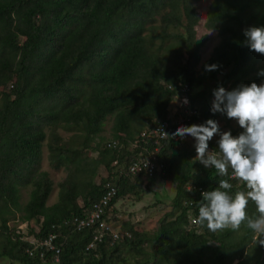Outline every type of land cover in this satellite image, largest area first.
<instances>
[{
    "label": "trees",
    "instance_id": "1",
    "mask_svg": "<svg viewBox=\"0 0 264 264\" xmlns=\"http://www.w3.org/2000/svg\"><path fill=\"white\" fill-rule=\"evenodd\" d=\"M199 1L0 0V258L54 264L51 253L42 258L38 250L32 256L26 253L32 248L28 236L42 239L53 233L58 264H125L130 259L132 264H264V247L255 244L246 224L238 231L214 233L206 224H187V204L196 199L186 186L215 190L221 177L195 159V143L171 137L177 127L170 124L169 135L160 141L153 177L127 172L132 161L153 149L149 143L132 150L129 143L169 119L167 107L175 91L168 85H188L201 125L217 115L227 117L211 112L218 87L232 91L264 81L258 75L264 70V55L245 46L243 35L246 28L264 27V0H211L204 26L216 32L219 42L200 68L212 85L194 90L202 85L196 66L206 42L205 36H195L194 4ZM211 64L218 69L206 71L205 65ZM107 118L111 135L103 141L99 135ZM58 129L74 134L62 143L52 133ZM243 131L231 134L238 137ZM112 142L115 148L109 146ZM208 143V150L219 151L217 141ZM43 146L49 164L66 171L50 207L45 204L51 181L46 173H37ZM82 149L94 152L95 158H86ZM98 167L106 178L94 184ZM156 177L174 187L170 209L156 230L135 231L125 222L121 229L127 236L118 235L116 241L104 237L86 251L94 230L74 231L66 223L81 218L109 184L115 195L103 221L115 229L111 224L119 222L117 200L148 192ZM29 185L21 207L19 188ZM226 191L234 197L241 190ZM246 211L258 215L252 202ZM15 213L22 223L35 222V228L30 225L25 234L10 228Z\"/></svg>",
    "mask_w": 264,
    "mask_h": 264
},
{
    "label": "clouds",
    "instance_id": "2",
    "mask_svg": "<svg viewBox=\"0 0 264 264\" xmlns=\"http://www.w3.org/2000/svg\"><path fill=\"white\" fill-rule=\"evenodd\" d=\"M243 35L245 46L264 55V27L246 28ZM218 67L205 65V70L211 72ZM258 75L264 76V70ZM213 96L211 112L236 120L244 131L233 137L230 131L221 132L217 121L209 119L201 125L180 126L171 134L173 139L194 138L195 159L205 168H214L221 177L215 190L201 193L199 215L194 222L206 224L213 233L225 229L238 231L246 224L255 234V244L264 247V83L240 85L232 91L218 87ZM184 103H188L187 99ZM216 135L220 137L219 151H209L208 142ZM230 179L242 181L247 190L230 196L226 191L232 188ZM249 202L255 204L258 215H248Z\"/></svg>",
    "mask_w": 264,
    "mask_h": 264
},
{
    "label": "rangeland",
    "instance_id": "3",
    "mask_svg": "<svg viewBox=\"0 0 264 264\" xmlns=\"http://www.w3.org/2000/svg\"><path fill=\"white\" fill-rule=\"evenodd\" d=\"M211 0H200L196 4H194V10L196 16L198 18L197 25L194 27L195 36L197 39L205 36L206 42L201 49L199 63L196 66L197 75L203 77L202 85L200 88L196 87L194 90L199 91L198 89H204V87H209L212 85L207 77L203 76V72L201 71L200 66L208 59L211 50L215 47L219 39L216 35V32L213 30H207L204 26L205 24V15L210 4ZM264 83L262 81L260 84ZM258 84V86L260 85ZM214 97L211 99V106ZM218 122L219 128L221 132L226 131H234L239 127L238 122L234 119H229L225 116L217 115L215 120ZM110 127H111V118H107L102 126V132L100 133V137L103 141L110 140ZM54 135H58L59 139L62 143L68 141L72 136L73 132H65L60 129L52 131ZM220 139L219 135L214 136L210 141L214 142ZM78 142V141H77ZM78 144L75 143L74 147L77 148ZM84 151V156L88 159L95 158V153L91 151ZM49 152L46 150L45 146L42 147L41 153V161L37 169V173L43 172L47 174V178L51 181V191L49 196L46 200V206L50 207L57 201V195L59 192L60 184H63L65 181L66 171L63 170L62 167L58 166V164L54 163L49 164L48 162ZM106 178V171L103 167H98L96 170V174L93 178L94 184H98L100 179ZM111 182V181H110ZM105 184V183H104ZM150 190L148 192L140 190L139 187L138 191L140 190V196H125L117 200L114 206L115 210V217L118 219V224H111L112 229L114 232L117 233L119 236L128 235L126 232L123 231L122 223H128L133 227L135 231H142L147 234H152L157 227L158 220L170 209V201L174 194V187L171 183L168 182H160L158 178L151 182ZM32 189L31 185L26 187L19 188V198L18 204L22 207L25 205L28 199V194ZM78 204L81 206L82 203L78 199ZM22 221L20 220V214L15 213L14 218L8 221V225L10 228H15L16 226L21 227L20 230L22 233H26L29 230V226L31 225L32 228H35L33 225L35 222L30 221V224L27 228H23L24 225H21ZM119 232V233H118ZM145 250H148L145 247ZM144 256V255H143ZM142 256L135 257L136 259L141 260ZM133 259H130L125 264H132ZM0 264H17L15 262H11L6 258H0Z\"/></svg>",
    "mask_w": 264,
    "mask_h": 264
},
{
    "label": "built area",
    "instance_id": "4",
    "mask_svg": "<svg viewBox=\"0 0 264 264\" xmlns=\"http://www.w3.org/2000/svg\"><path fill=\"white\" fill-rule=\"evenodd\" d=\"M167 89L175 91V96L167 107L169 119L157 124L153 128H147L143 130L129 143V146L132 150H135L141 146H148L149 143L153 144L152 151L147 152L141 159L132 161L127 166V172L132 176H141L145 179L153 177L155 172H157L158 167L156 166V153L158 152L160 141H163L166 137L163 132L167 133L170 124L177 128L180 126H191L193 124L199 125V121L196 119L198 116L197 108L194 107L189 100L190 90L188 85L178 82L175 86L168 85ZM185 99L188 101L187 104L184 103ZM176 139L179 142L195 143V140L192 137ZM115 145L116 143L112 142L109 146L115 148ZM229 173H231V169L229 170ZM229 182L234 188H240L241 191L247 190L246 185L242 181L230 179ZM218 186L219 183L216 188ZM186 192L193 195V198L196 199V202L189 201L187 204L190 207L188 209L189 213L187 216V224L192 226L197 224L194 221L198 218L199 204L202 201L201 193L205 192V190L199 186L191 185L186 186ZM114 195V187L109 184H105L102 196L96 202L90 205V208L85 212V214L81 218H73L66 223L67 225L71 226L74 231H83L85 229L94 230L91 242L85 247L86 251L93 249L95 244H98L100 241H102L104 237H110L111 241H116L118 239L117 233L112 230L109 224L103 221V216L106 214V209L108 208L109 202ZM29 224L30 222L21 223V225H24L23 228H27ZM16 229L21 230L22 228L16 226ZM55 238L56 236L53 233L47 234L42 239H35L33 236H28L26 241L32 246V248L26 250V253L28 256H32L34 251L38 250L41 258L44 256V253H51L53 254V263L58 264L59 250L54 245Z\"/></svg>",
    "mask_w": 264,
    "mask_h": 264
}]
</instances>
